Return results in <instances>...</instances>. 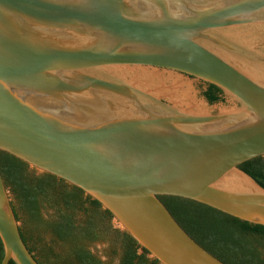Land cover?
<instances>
[{
	"label": "water",
	"instance_id": "water-1",
	"mask_svg": "<svg viewBox=\"0 0 264 264\" xmlns=\"http://www.w3.org/2000/svg\"><path fill=\"white\" fill-rule=\"evenodd\" d=\"M0 151L97 200L160 264H225L158 196L264 225L239 168L264 156V0H0ZM19 226L0 171V264H39Z\"/></svg>",
	"mask_w": 264,
	"mask_h": 264
},
{
	"label": "trees",
	"instance_id": "trees-1",
	"mask_svg": "<svg viewBox=\"0 0 264 264\" xmlns=\"http://www.w3.org/2000/svg\"><path fill=\"white\" fill-rule=\"evenodd\" d=\"M203 95L214 103L221 90L206 83ZM264 188V156L239 165ZM0 171L9 190L11 204L21 238L39 264H104L87 244L109 238L117 264H160L150 258L127 232L115 227L113 216L101 204L65 180L34 168L15 156L0 151ZM179 225L203 248L225 264H264V225L253 224L200 202L173 195H159ZM48 205L53 213L48 219L41 214ZM63 242L62 253L41 243V231ZM36 238V239H35ZM30 241H33L31 244ZM40 251L38 258L35 251ZM3 248L0 241V262ZM9 264H15L10 261Z\"/></svg>",
	"mask_w": 264,
	"mask_h": 264
},
{
	"label": "rangeland",
	"instance_id": "rangeland-1",
	"mask_svg": "<svg viewBox=\"0 0 264 264\" xmlns=\"http://www.w3.org/2000/svg\"><path fill=\"white\" fill-rule=\"evenodd\" d=\"M52 213L53 210L48 205H44L42 207L41 214L44 219H48ZM19 222L21 225L22 220ZM112 223L115 227H118L116 222L112 221ZM39 238L43 245L51 247L55 253H62L66 249V245L63 242L56 240V238L52 234H50L45 230L40 232ZM30 243L32 244L33 241H30ZM87 246L88 249L93 254H95L104 262V264H117L118 259L115 255H113V252L111 251L112 245L111 242L109 241V238L108 239L105 238V240H98L95 242L88 243ZM35 254L38 256V258H42L40 256L39 250H36ZM42 260L45 259L42 258Z\"/></svg>",
	"mask_w": 264,
	"mask_h": 264
}]
</instances>
